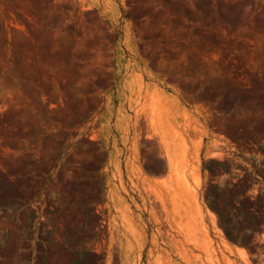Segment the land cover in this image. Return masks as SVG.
<instances>
[{"label":"rangeland","instance_id":"374dc122","mask_svg":"<svg viewBox=\"0 0 264 264\" xmlns=\"http://www.w3.org/2000/svg\"><path fill=\"white\" fill-rule=\"evenodd\" d=\"M0 264H264V0H0Z\"/></svg>","mask_w":264,"mask_h":264}]
</instances>
